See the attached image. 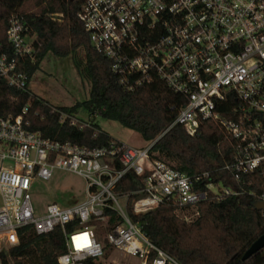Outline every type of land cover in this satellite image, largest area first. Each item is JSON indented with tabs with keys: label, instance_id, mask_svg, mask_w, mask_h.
I'll list each match as a JSON object with an SVG mask.
<instances>
[{
	"label": "built area",
	"instance_id": "1",
	"mask_svg": "<svg viewBox=\"0 0 264 264\" xmlns=\"http://www.w3.org/2000/svg\"><path fill=\"white\" fill-rule=\"evenodd\" d=\"M78 18L95 50L110 61V70L121 86L134 90L155 78L182 97L171 106L176 118L193 135L204 120L220 125L233 140L234 161L225 166L236 182L244 174L264 175V0H81ZM60 18L61 13L51 14ZM28 21L10 20L7 32L13 55L0 46V76L18 90L29 85L27 72L18 70V58L33 55V37ZM234 95L238 105L223 115L218 108ZM40 99V98H39ZM62 124L103 133L89 113L52 107ZM0 116V253L18 244V230L32 226L47 234L60 226L67 252L58 264H84L99 259L105 246L92 222L108 225L106 239L116 250L139 257L140 264H179L156 247L142 227L131 220L171 203L178 209H196L208 200L240 195L241 189L209 172L190 174L154 157L152 145H128L114 138L108 144L90 147L44 137L29 128L24 114ZM56 170L80 175L86 181V198L70 206L49 203L44 213L35 211L32 187L38 179L50 180ZM131 172L137 183L132 191L116 187ZM257 201H264V193ZM118 219L110 226V214ZM76 221L78 227L67 231ZM86 235L87 244L77 247L76 237ZM84 243L83 240L80 241ZM0 264H2L0 257Z\"/></svg>",
	"mask_w": 264,
	"mask_h": 264
},
{
	"label": "trees",
	"instance_id": "2",
	"mask_svg": "<svg viewBox=\"0 0 264 264\" xmlns=\"http://www.w3.org/2000/svg\"><path fill=\"white\" fill-rule=\"evenodd\" d=\"M81 3V0H0L2 49L13 55L7 32L14 16L24 17L28 21V34L35 36L33 55L18 58V70L27 72L29 84L49 53L72 56L78 71L90 82L87 100L72 106H53L34 94L29 85L26 90H18L0 76V116L15 117L28 107L24 117L31 130L52 140L98 147L114 137L106 131L94 137L91 132L62 124L52 107L73 112L85 110L93 120H96L94 112L98 111L102 118L117 121L140 133L146 141L154 142L151 148L154 157L174 168L190 174L209 172L211 180H222L241 189L240 195L200 203L199 216L192 222L182 219L176 212L178 207L171 203L138 214L129 207V215L156 247L179 264H264L262 251L247 260L242 259L251 244L264 234V211L255 207L258 196L264 193V175L247 173L240 182L234 180L232 173L225 169L234 161V143L215 121H202L193 135L180 124L170 127L176 118L171 106H179L182 97L160 79L155 78L134 90L123 88L110 70V61L94 49L78 18ZM53 13L62 16L54 19ZM79 51H83L82 61L78 59ZM237 105L236 96L231 95L218 110L229 116L227 110ZM136 188L135 177L128 172L119 181L116 191ZM106 214L111 215L110 226L114 225L118 219L115 211L108 209ZM92 225L97 227L98 223L94 221ZM77 227L73 221L66 230ZM18 236V244L0 253L2 264H58L59 256L67 252L60 226L47 234H37L32 226H26L18 230ZM156 254L155 251L150 253L148 264H152ZM84 264L100 262L89 258Z\"/></svg>",
	"mask_w": 264,
	"mask_h": 264
},
{
	"label": "rangeland",
	"instance_id": "3",
	"mask_svg": "<svg viewBox=\"0 0 264 264\" xmlns=\"http://www.w3.org/2000/svg\"><path fill=\"white\" fill-rule=\"evenodd\" d=\"M78 59L84 60L83 51L78 52ZM29 88L53 106H72L88 99L90 82L78 71L72 56L60 57L49 53L42 61L40 69L33 75ZM79 113L88 116L85 110H80ZM97 122L112 137L128 145L146 147L149 144L140 133L124 127L117 121L100 116ZM85 187L86 181L83 177L65 170H56L50 180L38 179L31 190L36 213H44L49 203L70 206L83 201L86 198ZM176 212L186 222H192L199 216L196 209H177ZM97 223L94 229L98 239L105 246V254L99 258L100 264L141 263L139 257L111 247L106 239L108 225L101 221Z\"/></svg>",
	"mask_w": 264,
	"mask_h": 264
},
{
	"label": "water",
	"instance_id": "4",
	"mask_svg": "<svg viewBox=\"0 0 264 264\" xmlns=\"http://www.w3.org/2000/svg\"><path fill=\"white\" fill-rule=\"evenodd\" d=\"M255 207L258 210H263L264 211V201H257L255 203ZM258 251H262V255L264 257V234H262L259 238H257L251 246L246 250L244 253L242 259L247 260L250 258L253 254H255Z\"/></svg>",
	"mask_w": 264,
	"mask_h": 264
},
{
	"label": "snow or ice",
	"instance_id": "5",
	"mask_svg": "<svg viewBox=\"0 0 264 264\" xmlns=\"http://www.w3.org/2000/svg\"><path fill=\"white\" fill-rule=\"evenodd\" d=\"M75 239L77 240V247L78 248L83 247V246H85L87 244V237H86V235H83L81 237H76ZM81 240L84 241L83 244L80 243Z\"/></svg>",
	"mask_w": 264,
	"mask_h": 264
}]
</instances>
